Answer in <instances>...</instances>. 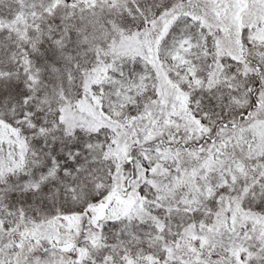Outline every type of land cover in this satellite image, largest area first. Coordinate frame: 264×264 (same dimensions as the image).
I'll use <instances>...</instances> for the list:
<instances>
[{"label":"snow or ice","instance_id":"1","mask_svg":"<svg viewBox=\"0 0 264 264\" xmlns=\"http://www.w3.org/2000/svg\"><path fill=\"white\" fill-rule=\"evenodd\" d=\"M0 264H264V0H0Z\"/></svg>","mask_w":264,"mask_h":264}]
</instances>
